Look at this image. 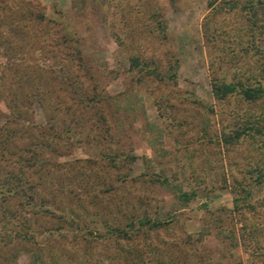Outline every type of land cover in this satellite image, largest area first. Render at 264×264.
<instances>
[{"label":"rangeland","instance_id":"rangeland-1","mask_svg":"<svg viewBox=\"0 0 264 264\" xmlns=\"http://www.w3.org/2000/svg\"><path fill=\"white\" fill-rule=\"evenodd\" d=\"M211 76L264 86V0H0V264H264V95Z\"/></svg>","mask_w":264,"mask_h":264},{"label":"trees","instance_id":"trees-1","mask_svg":"<svg viewBox=\"0 0 264 264\" xmlns=\"http://www.w3.org/2000/svg\"><path fill=\"white\" fill-rule=\"evenodd\" d=\"M155 28H158L159 31L163 32L165 25L163 23H155ZM145 66H141L140 60L137 56H132L129 58V67H131V69L132 68H138V69L140 68V70L143 69V71L145 70V72H147L146 74H151L154 77H156L158 80H164V79L170 80L174 76V73H170L168 71L162 73L161 71H159L156 68V66H153V67H147L148 65H145ZM144 67H145V69H144ZM168 67L170 69L171 66H168ZM210 92H211L212 97L215 99H224L230 94L238 93L245 100L255 101L264 95V86H262V85L247 86V85L241 84L240 82L226 81L222 78L211 76V78H210ZM248 128L249 127H244L242 129H239V130L235 129V130H233V133L231 135L230 134L223 135V137H221L220 140L224 144H231V143L235 142L242 134H245V129L248 130ZM194 195H195L194 191H191V190L187 191V192L178 191L176 198L178 201H180L184 204V203L188 202L191 198H193ZM37 205H39V206L41 205L40 208H42L44 210L45 207L42 205V202L37 204ZM69 222H73L72 216L69 217ZM133 223H135L138 227H144L146 229L155 228L161 224L160 221L152 220L146 216H142L140 218L135 219L133 221ZM114 233L116 235H119V234L126 233V231L121 230L120 228H116L114 230ZM25 238L28 240L30 239L29 235L28 236L26 235ZM7 240L9 242H12L10 240V238H7Z\"/></svg>","mask_w":264,"mask_h":264}]
</instances>
